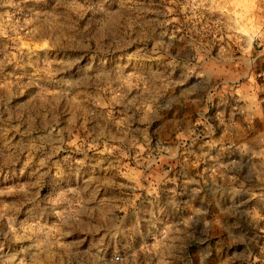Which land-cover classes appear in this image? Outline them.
<instances>
[{
	"label": "rangeland",
	"instance_id": "rangeland-1",
	"mask_svg": "<svg viewBox=\"0 0 264 264\" xmlns=\"http://www.w3.org/2000/svg\"><path fill=\"white\" fill-rule=\"evenodd\" d=\"M113 2L141 12L131 31L107 5L61 32L63 18L41 26L33 0H0V264H157L178 246L180 221L162 208L185 182L197 195L184 220L207 212L215 264H264V124L234 127L227 111L217 117L216 96L200 95L239 83L264 58L261 6ZM81 3L68 0L74 17ZM219 24L239 42L220 41ZM84 47L86 59L68 54ZM205 49L230 57L200 67ZM192 68L190 88L164 90ZM149 101L172 111L141 128L137 111ZM222 228L234 251L219 246ZM12 229L28 239L14 243Z\"/></svg>",
	"mask_w": 264,
	"mask_h": 264
},
{
	"label": "clouds",
	"instance_id": "clouds-1",
	"mask_svg": "<svg viewBox=\"0 0 264 264\" xmlns=\"http://www.w3.org/2000/svg\"><path fill=\"white\" fill-rule=\"evenodd\" d=\"M7 2L9 5L13 4V0H7ZM232 2H234V0H198V2L197 0H189L191 5L200 8L208 6L209 4L214 8L227 6ZM254 2L261 6V11L264 12V0H254ZM33 3L34 5L39 6V11L41 12L39 22L42 27L52 19L60 21V19L63 18V23L57 25L61 32H72L77 29L80 21L87 22L91 18H99V16L104 14L103 12L99 11L101 5H107L112 10L120 11L123 21L121 27L125 28L126 31H131L133 26L140 22L141 12L138 11L136 7L121 8L120 5L114 2L109 4L108 0H82L81 9L83 11V15L76 14L75 17L73 12L67 7L68 0H33ZM124 3L126 5H135L136 0H124ZM89 14H91V16ZM225 27L230 26L227 24H219L216 28V31L221 32V29ZM230 30L232 31V35L228 36L227 40L224 39V37L227 35L226 32H221L219 40L224 43H227V41H233L234 43L239 42L240 38L236 36L235 30ZM90 31L91 28L89 29V32ZM68 38L70 39V37ZM89 51L90 49L88 47H84L77 52H69L68 54L83 56L84 59H86L89 55ZM226 55L230 57V52L228 49H222L221 53H219L217 57H212L210 52L205 49L203 54L196 58L197 65L200 67H207L211 64L218 67L219 63L224 61ZM244 55H247V53ZM228 62H232L230 58ZM82 64L83 59L78 61L73 67L78 68ZM194 73V68L189 69L188 72L185 73V75L181 78L182 83L173 82L172 84L166 85L164 90H181L190 88L196 82V76ZM201 74L203 75V73ZM214 75L217 79H219L220 73L218 71L214 72ZM235 79L238 80L239 76H237ZM227 91L228 89L226 87L225 92ZM200 95L205 97L206 102L211 103L213 96H222L223 93H221L218 88H214L207 92L200 90ZM164 103V101H161L160 104H156L149 101L148 103H143L139 106L137 116L138 123L141 128L157 126L168 117V113L171 112L172 109L164 107ZM147 139L148 138L145 137L146 141ZM133 143L135 144L137 142L133 141ZM259 179L264 182V176L259 177ZM237 195L244 196L247 195V193L238 192ZM162 211L165 214L173 216L175 219L180 221L178 228L173 232V236L178 242V246L176 248L167 250L164 256L158 258L157 264H169V261H171V264H201L200 257L197 255V253L204 255L203 264H215V261L212 259V257L216 253V248L213 246L212 237L209 235L213 225L204 219V217L207 216V212H203L198 223L192 221H188L186 223L184 218L191 215V213L186 208H181L176 204L168 202L164 205ZM101 223L103 227H107L103 221ZM221 230L227 233V237L226 240H221V244L219 246L227 248L228 251H234L235 247L237 246V241L232 239V235L227 229L222 228ZM12 232L14 234V243L28 239L26 236L16 235L15 229H12ZM193 248L196 249L195 253L192 251Z\"/></svg>",
	"mask_w": 264,
	"mask_h": 264
},
{
	"label": "crops",
	"instance_id": "crops-1",
	"mask_svg": "<svg viewBox=\"0 0 264 264\" xmlns=\"http://www.w3.org/2000/svg\"><path fill=\"white\" fill-rule=\"evenodd\" d=\"M223 83L225 85L219 88L223 95L216 96V102L222 108L221 110L218 109L217 117L220 118L221 114L224 113L223 111H227L229 115H232L229 120L231 122L230 125L234 127L239 126L241 119L246 122L248 129L250 125L253 126L257 121H261L264 124V58L258 61L255 59L253 68L249 70L246 77L239 83L229 85V83H234L233 80H225ZM226 87L228 89L227 92H225ZM258 128L260 129V127ZM171 193L174 204L181 208L191 210L196 205V188L192 189L188 182H185L180 189L174 186ZM201 208L202 205L199 204V211H201Z\"/></svg>",
	"mask_w": 264,
	"mask_h": 264
},
{
	"label": "built area",
	"instance_id": "built-area-1",
	"mask_svg": "<svg viewBox=\"0 0 264 264\" xmlns=\"http://www.w3.org/2000/svg\"><path fill=\"white\" fill-rule=\"evenodd\" d=\"M114 258H115V260H117L119 257L118 256H115Z\"/></svg>",
	"mask_w": 264,
	"mask_h": 264
}]
</instances>
